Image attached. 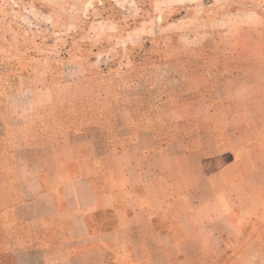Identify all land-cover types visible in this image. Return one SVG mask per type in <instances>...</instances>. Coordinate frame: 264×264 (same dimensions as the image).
Returning a JSON list of instances; mask_svg holds the SVG:
<instances>
[{
	"label": "crops",
	"instance_id": "0c3cea01",
	"mask_svg": "<svg viewBox=\"0 0 264 264\" xmlns=\"http://www.w3.org/2000/svg\"><path fill=\"white\" fill-rule=\"evenodd\" d=\"M203 20L198 35L161 37L166 54L124 57L119 85L65 70L6 78L0 259L168 264L204 239L229 240L231 262L261 253L264 14Z\"/></svg>",
	"mask_w": 264,
	"mask_h": 264
},
{
	"label": "rangeland",
	"instance_id": "374dc122",
	"mask_svg": "<svg viewBox=\"0 0 264 264\" xmlns=\"http://www.w3.org/2000/svg\"><path fill=\"white\" fill-rule=\"evenodd\" d=\"M238 11L264 14V0H0V87L9 76L62 70L90 73L97 89L110 76L119 85L124 57L166 54L161 37L166 41L171 31L186 27L198 35L204 18ZM79 86L87 88V79ZM232 246L229 240H194L174 247L168 264H264V249L231 262Z\"/></svg>",
	"mask_w": 264,
	"mask_h": 264
}]
</instances>
